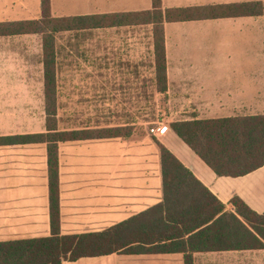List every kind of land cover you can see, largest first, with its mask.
<instances>
[{"label":"crops","instance_id":"1","mask_svg":"<svg viewBox=\"0 0 264 264\" xmlns=\"http://www.w3.org/2000/svg\"><path fill=\"white\" fill-rule=\"evenodd\" d=\"M256 2L263 0H161L157 11L163 21L166 91L160 93V111L165 130L152 135L148 130L136 133L135 127L129 137L58 143L61 235L100 233L162 204L158 144L227 210H234L230 201L239 197L264 214V166L244 177H218L171 129L173 123L194 119L264 115V17L180 20L172 13L166 19L168 11L178 9ZM153 11V0H49V24L63 26L77 18L98 21L96 28L64 26L48 32L56 80L58 69L82 71L81 77L91 82L95 78L103 92L127 86L130 95L138 85V71L152 69L156 74L154 25H137L134 18ZM42 17L41 0H0V117L22 116L19 103L45 100L43 36L23 30L26 22ZM106 17L127 22L105 26L101 22ZM61 53L66 58L70 54V60H61ZM34 134L40 133L0 131V138ZM50 206L48 145H0V243L50 237ZM186 255L192 264H264V250L111 254L63 264H186Z\"/></svg>","mask_w":264,"mask_h":264},{"label":"trees","instance_id":"2","mask_svg":"<svg viewBox=\"0 0 264 264\" xmlns=\"http://www.w3.org/2000/svg\"><path fill=\"white\" fill-rule=\"evenodd\" d=\"M161 0H153L156 11L136 14L137 25L153 24L154 63L160 93L166 91V58L163 45ZM42 19L24 24L25 33L42 34L45 64L46 132L18 137H1L0 145L43 143L48 145L51 233L48 238L0 243V264H63L87 257L111 254H164L175 250L223 252L264 250V214L253 211L241 198L230 201L233 211L214 197L169 150L158 144L164 179V202L106 231L80 236H63L59 226L58 143L129 137L117 129L96 136L90 130L59 131L56 119L55 71L51 68L54 49L45 37L49 23V0H41ZM177 19L264 17L263 2L224 5L205 9H178ZM97 18H77L87 21ZM75 20V19H74ZM105 26L118 25L124 17H106ZM65 29L64 26L60 27ZM175 134L218 177H244L264 166V115L217 120L194 119L171 124ZM110 132V133H109ZM187 238V239H186ZM186 240V241H185ZM188 249V250H187ZM186 264H192L186 255Z\"/></svg>","mask_w":264,"mask_h":264},{"label":"rangeland","instance_id":"3","mask_svg":"<svg viewBox=\"0 0 264 264\" xmlns=\"http://www.w3.org/2000/svg\"><path fill=\"white\" fill-rule=\"evenodd\" d=\"M107 21L101 22L106 24ZM98 21H81L71 19L65 23L67 29L96 28ZM45 37L49 38L48 33L53 28L59 29L60 23L45 24ZM61 60L66 58L65 53H61ZM71 55L67 57L70 60ZM148 65L153 67L148 63ZM55 71V81L57 82L56 92L52 95L57 101L58 129H86L96 136L106 134L110 130L117 129L121 134L132 132L137 127L140 133L149 130L162 123L160 85L156 81L155 71H138V85L131 87L128 95L127 86L107 87L103 92L101 87L96 84L95 78L92 82L82 78V71H69L58 69L56 80L55 56L50 66ZM71 74L73 78L70 77ZM45 98V91H41ZM134 93V95H132ZM124 95V96H122ZM23 114L17 117H0V131L10 133L11 131L33 134L45 131L46 117L45 100L41 102H24ZM4 113V112H2ZM135 123L136 125L127 126ZM71 131V130H70ZM110 133V132H109Z\"/></svg>","mask_w":264,"mask_h":264},{"label":"built area","instance_id":"4","mask_svg":"<svg viewBox=\"0 0 264 264\" xmlns=\"http://www.w3.org/2000/svg\"><path fill=\"white\" fill-rule=\"evenodd\" d=\"M165 130V125L163 123H159L157 127L149 130L150 134L156 135L158 133H162Z\"/></svg>","mask_w":264,"mask_h":264}]
</instances>
